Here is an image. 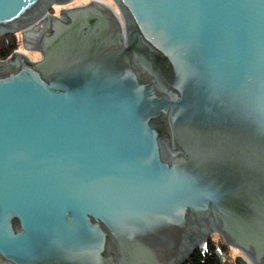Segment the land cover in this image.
Here are the masks:
<instances>
[{
  "label": "water",
  "instance_id": "water-1",
  "mask_svg": "<svg viewBox=\"0 0 264 264\" xmlns=\"http://www.w3.org/2000/svg\"><path fill=\"white\" fill-rule=\"evenodd\" d=\"M69 1L0 0V264H264V0Z\"/></svg>",
  "mask_w": 264,
  "mask_h": 264
},
{
  "label": "rangeland",
  "instance_id": "rangeland-1",
  "mask_svg": "<svg viewBox=\"0 0 264 264\" xmlns=\"http://www.w3.org/2000/svg\"><path fill=\"white\" fill-rule=\"evenodd\" d=\"M89 1L90 0H70L68 2V4L65 5V6L52 5V7L49 10H47V13L49 15H53V16L59 17V13H60L61 9H67V8H72V7L85 5ZM102 1H104V2H106L108 4H111L114 7L113 3L110 0H102ZM13 38L15 39L14 41H16L15 43H17V45H16L17 46V51L16 52L25 55L26 58L28 60H30V61H37L40 58V54L37 52V50H33V49L27 48L26 43L22 42V36H21L20 33H15V34H10V35H6V36H3V37H0V40H4L5 42H7V40H12ZM208 238H210L216 245L219 242L220 243H224L222 241V239L215 233L210 234ZM205 242H204V245H205ZM228 248H229V251H227V253H225L223 255L221 254L222 259H224L222 263H224V264H229V263L230 264H234L236 259H242L243 261H246L245 258L238 251H236L234 249H231L230 247H228Z\"/></svg>",
  "mask_w": 264,
  "mask_h": 264
},
{
  "label": "trees",
  "instance_id": "trees-1",
  "mask_svg": "<svg viewBox=\"0 0 264 264\" xmlns=\"http://www.w3.org/2000/svg\"><path fill=\"white\" fill-rule=\"evenodd\" d=\"M12 40H0V61L6 60L14 52L17 51V43ZM206 251L201 253L199 250L196 251L184 264H224L220 262L217 251L223 255L229 251V248L224 243H218L217 245L208 238L205 242ZM224 260V259H223ZM230 264V263H229Z\"/></svg>",
  "mask_w": 264,
  "mask_h": 264
},
{
  "label": "bare ground",
  "instance_id": "bare-ground-1",
  "mask_svg": "<svg viewBox=\"0 0 264 264\" xmlns=\"http://www.w3.org/2000/svg\"><path fill=\"white\" fill-rule=\"evenodd\" d=\"M102 1V0H100ZM104 2V1H102ZM106 5H108L110 7V9H113V11L117 12L116 9L111 5V4H108L106 2H104ZM45 13L43 12L41 15H39L37 18H35L33 21L30 22V24H28L27 26L23 27L22 30L26 29L27 27L29 26H32V25H35V22H38L39 23V20L42 19L43 17H45ZM232 249V248H231ZM235 250V249H234ZM237 251V250H236ZM241 254V253H240ZM242 255V254H241ZM243 256V255H242ZM244 257V256H243ZM245 258V257H244ZM246 262L248 263V260L245 258Z\"/></svg>",
  "mask_w": 264,
  "mask_h": 264
},
{
  "label": "flooded vegetation",
  "instance_id": "flooded-vegetation-1",
  "mask_svg": "<svg viewBox=\"0 0 264 264\" xmlns=\"http://www.w3.org/2000/svg\"><path fill=\"white\" fill-rule=\"evenodd\" d=\"M234 264H235V262H234Z\"/></svg>",
  "mask_w": 264,
  "mask_h": 264
}]
</instances>
